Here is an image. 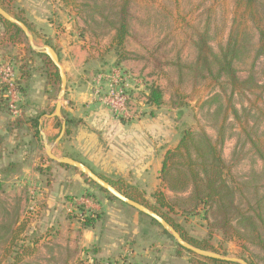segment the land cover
I'll list each match as a JSON object with an SVG mask.
<instances>
[{"label":"rangeland","instance_id":"1","mask_svg":"<svg viewBox=\"0 0 264 264\" xmlns=\"http://www.w3.org/2000/svg\"><path fill=\"white\" fill-rule=\"evenodd\" d=\"M68 1L93 34L87 33L86 41L93 43L90 47L104 62L98 73L117 68L128 77V106L136 117L120 119H143L153 125L165 151L177 146L184 131L204 132L212 141L220 140L235 204L255 219L264 237V58L256 56L258 34L252 24L247 30L248 53L234 62L239 80L249 79L242 88L233 89L223 74L215 76V65L212 73L196 71L195 30L207 32L209 46L219 57L228 39L235 0H130L129 34L120 60L110 23L116 22L122 0ZM0 3L27 21L16 0ZM257 8L264 23V0H258ZM22 38L27 43L23 34ZM151 88L160 91L157 105L147 100ZM57 90L58 85L55 95ZM153 135L155 141L156 132ZM37 141L36 175L16 165V159L5 158L9 150L6 141H0V264H197L188 252L175 253V240L159 224L109 199L82 175L92 191L62 192L48 200L53 198V186L59 183V192L70 181L51 175L54 165H46L38 136ZM64 169L80 174L72 167ZM143 192L145 197L131 189L132 195L156 207L185 236L207 240L218 253L264 264V252L258 246L234 234L226 239L210 227L203 210L189 203L190 190L173 193L161 184ZM99 195L109 199L125 218L123 222L102 209ZM86 218L93 219L91 228L82 226Z\"/></svg>","mask_w":264,"mask_h":264},{"label":"crops","instance_id":"2","mask_svg":"<svg viewBox=\"0 0 264 264\" xmlns=\"http://www.w3.org/2000/svg\"><path fill=\"white\" fill-rule=\"evenodd\" d=\"M16 1L27 19V28L35 43L45 44L47 41L57 53L66 75V89L61 102V119L50 117L59 90V83H55L52 76L54 69L45 63L43 57L30 52L28 43L16 42L11 37V32H7L0 23V60L13 64L16 79L20 78L22 86L27 83L26 93L20 94L18 108L14 113L7 111L5 104L0 102V141L4 139L9 150L3 156L16 159V165L26 166L25 170L29 173L39 174L33 168L36 167L38 141L30 125L31 118L38 117V137L44 154L46 141L52 144L53 153L58 152L56 155L75 157L103 179H119L124 186H130L144 197L143 191L148 186L154 190L160 187L158 176L165 153L164 141L159 143L158 130L153 125L144 123L143 119L137 122L122 121L98 100L94 80L97 69L104 62L93 52L94 48L90 47L93 43L86 41L87 33L93 34L74 12L71 2ZM23 64L29 70L28 82L23 81L18 71ZM57 120L59 126L56 125ZM62 120L65 122V129L68 127L66 120L69 121L70 133L65 135L64 130L60 140L56 141ZM154 132L157 135L155 141ZM46 161V165H54L49 170L52 176L59 174L61 179L70 181L64 185L66 189H62L63 191L57 192L59 183L53 186V198L48 200H54L62 192L75 195L92 191L81 174H71L48 157ZM99 199L107 214L124 221L125 218L115 211L108 198L99 195Z\"/></svg>","mask_w":264,"mask_h":264},{"label":"trees","instance_id":"3","mask_svg":"<svg viewBox=\"0 0 264 264\" xmlns=\"http://www.w3.org/2000/svg\"><path fill=\"white\" fill-rule=\"evenodd\" d=\"M129 3L130 0L121 1L116 22L110 23V26L114 29L113 41L115 44L113 47L117 51L118 60L124 58L123 44L125 38L129 34L127 18ZM257 4L258 0H235L228 39L225 46L221 48L222 54L219 57L214 55L211 47L209 46L207 32L199 31L198 29L195 30L197 36V40L195 42L197 47V73H212L213 70L211 67L215 65L217 68L215 76L219 77L222 74L225 75L228 83L233 89H240L245 83L249 82V79L246 81L239 80L234 69V62L240 61L242 59V55H247L248 53L247 43L249 38L247 30L250 23L258 34V47L256 49V56H262L264 58V23L257 8ZM0 6L12 16L22 21L28 27V24L23 17L15 15L2 3H0ZM0 20L4 23L6 30L8 27L12 29L10 30L11 37L16 40V42L23 41L22 32L17 26L10 24L1 17ZM45 44L49 45L47 41ZM28 50L43 57L45 63L54 69L52 76L55 83H58L59 77L57 70L52 65L48 57L44 54L34 52L30 47H28ZM210 55L212 60L209 59ZM18 71L23 81L28 82L29 70L26 68V66L23 64L18 68ZM26 88L27 83L22 86L20 78H17L16 90L18 91L19 95L22 93L25 94L27 90ZM160 99V91L156 88H151L147 97L148 102L157 105L159 104ZM0 102L5 104V109L8 111L7 104L5 100L2 99V97H0ZM30 125L33 128V135L36 137L39 136L38 117L31 118ZM56 125L59 126L58 120L56 121ZM66 125H68V127L66 126L64 134L68 135L70 133V124L67 120ZM220 142V140L212 141L204 132L194 133L191 131H184L177 146H175L173 149H167L165 151L158 177L163 187L173 193L190 190L189 203L193 204L195 208L200 207L204 212V217H208L210 219V227L220 230L224 238H233L234 236H232V234L238 237H243L247 241L258 246L264 252V237L261 235L255 219L250 215L244 214L235 204L234 191L227 183L225 177L226 164L221 157ZM71 158L78 160L75 157ZM60 165L63 167H70L63 164ZM84 178L89 183L94 184L88 178ZM106 181L127 197L145 205L146 207L161 215L180 233L182 238L186 241L199 248L218 252L217 249L209 245L207 240H195V238L185 236L181 229L175 223L170 221L169 218L161 213L156 207L148 206L143 201L132 195L131 187L124 186L121 180L118 179L117 181ZM95 186L109 199L112 198L117 200L99 186ZM153 195H156V193ZM159 200L161 201L162 199ZM117 201L120 202L119 200ZM120 203L126 207L132 208L127 204L122 202ZM161 203L164 204L163 201H161ZM139 214L144 215L140 212ZM145 217L148 216L145 215ZM148 218L151 221H154L150 217ZM234 219H236V221ZM235 223L236 226L233 225ZM82 226L84 228L92 227L93 219L86 218V220L82 223ZM239 226L243 227V229H248V232L240 231L238 228ZM262 227L264 230V224ZM163 232L171 237L166 231L163 230ZM181 251L188 252L192 258L198 261L197 264H236L233 262L221 261L213 258L199 257L187 250H184L176 243L175 253L179 255V252ZM247 262L252 264L249 261Z\"/></svg>","mask_w":264,"mask_h":264},{"label":"water","instance_id":"4","mask_svg":"<svg viewBox=\"0 0 264 264\" xmlns=\"http://www.w3.org/2000/svg\"><path fill=\"white\" fill-rule=\"evenodd\" d=\"M0 17L3 20L9 22L10 24L17 26L21 30L24 37L26 38L29 47L36 53H41L46 55L50 60V62L52 63V65L56 68L59 77V90L57 93V99H56L54 111L49 116L57 117L61 119L60 108L66 89V75L59 61L57 53L55 52L54 48L48 44H36L27 26L22 21L18 20L10 13H8L6 10H4L1 6H0ZM64 130H65V122L64 120H62L61 129L56 138V141L60 140V138L64 133ZM44 149H45V154L50 160L54 161L57 164H63L78 170L81 175L91 180L95 185L105 190L112 197L116 198L120 202L127 204L128 206L134 208L136 211L153 219L157 224L161 226V228L164 231H166L175 240L177 245H179L184 250H187L199 257L213 258L216 260L228 261L236 264H249L243 258L227 256L215 251L202 249L191 244L190 242L183 239L180 233L161 215L151 210L150 208L146 207L145 205L124 195L122 192H120L114 186H112L109 182H107L98 174H96L91 168H89L83 162L79 160H75L69 156L56 155L55 153L52 152V144H49L46 141L44 142Z\"/></svg>","mask_w":264,"mask_h":264},{"label":"built area","instance_id":"5","mask_svg":"<svg viewBox=\"0 0 264 264\" xmlns=\"http://www.w3.org/2000/svg\"><path fill=\"white\" fill-rule=\"evenodd\" d=\"M95 93L98 100L117 118L136 117L128 106L129 95L126 92L128 77L117 68L110 72L98 73L95 77ZM0 92L9 111L14 113L18 108L20 95L16 90V73L12 64L0 60Z\"/></svg>","mask_w":264,"mask_h":264}]
</instances>
